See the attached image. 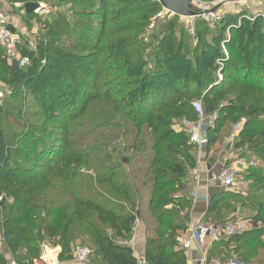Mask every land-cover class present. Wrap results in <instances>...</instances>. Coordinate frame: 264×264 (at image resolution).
<instances>
[{
	"label": "trees",
	"instance_id": "trees-1",
	"mask_svg": "<svg viewBox=\"0 0 264 264\" xmlns=\"http://www.w3.org/2000/svg\"><path fill=\"white\" fill-rule=\"evenodd\" d=\"M47 1L62 10L48 21L37 15L46 42H38L35 56L19 49L30 64L20 68L0 52V82L10 88L0 101V228L6 250L16 264H33L39 244L46 241L60 247L59 260H67L72 256V225L83 221L94 244L90 256L99 258L96 264H138L132 249L120 243L130 238L139 214L138 190L127 173H118L129 158L115 156V147L109 153V144L100 142L87 148L102 155L95 165L87 154L70 149L75 120L99 101L129 122L133 146L137 141L151 153V178L143 183L152 219L145 258L149 264H185L179 233L187 230L190 201L178 192L186 169L196 161L194 147L185 133L173 129V120L195 118L191 103L201 99L205 112L218 116L219 128L241 122L235 148L264 164V18H244L231 29L225 58L220 45L235 17H224L213 27L196 18L195 43L190 45L177 15L157 22L146 36L161 10L155 0ZM219 58L223 79L217 82ZM213 129H208L209 144L216 136ZM143 133L146 142L138 140ZM82 168L93 175L83 174ZM245 177L254 183L250 193H214L207 211L211 221L237 208L254 212L260 227L225 243L238 244L237 258L249 264L264 251V170L249 169ZM101 185L112 200L97 193ZM91 212L95 221H87ZM0 264H7L1 251Z\"/></svg>",
	"mask_w": 264,
	"mask_h": 264
},
{
	"label": "rangeland",
	"instance_id": "rangeland-1",
	"mask_svg": "<svg viewBox=\"0 0 264 264\" xmlns=\"http://www.w3.org/2000/svg\"><path fill=\"white\" fill-rule=\"evenodd\" d=\"M194 1L213 4L221 0H194ZM24 4L25 3L20 2L21 9L24 8ZM39 6L40 8L38 9V12L34 11L36 16L35 15H34L35 17L27 16V18L22 19V24L25 27V31L30 30V32L28 31L30 35L32 36H35V34L39 35L40 41L44 40L46 42V37L43 35L44 32L42 33L43 23H41L39 19L36 17L38 15L41 21L51 20L52 19L51 16L53 15L55 16L56 11H61L62 8L58 7L56 3H53L47 0H41V2L39 3ZM250 11L252 10H249L247 13H249ZM224 17H235V19H233L234 21L230 22V24L227 25L226 29L224 30V34L227 33V30H229V34H230L231 29L238 27L242 22V19L240 20V22L237 21L239 17L237 14H227V15H224ZM166 18L168 17H165L162 20H158L157 22L158 23L161 22V24H163L164 21H166ZM219 21H217L216 23H218ZM205 23L209 25L210 27H213L216 24L214 23L213 25H210L207 22ZM180 24L185 28V25L183 23H180ZM246 24H244L245 30L247 28ZM260 28H262L261 25H260ZM153 30H155V27L153 28ZM153 30L149 29V31L146 33V36L149 37L154 32ZM245 30H243L244 33H245ZM243 32H241L242 34H240L239 36V41H241V39L244 37ZM174 35L177 36V32ZM188 35L190 37L189 44L190 45L194 44L195 43L194 34L192 36H190V34ZM20 39L23 41L24 36L23 38L22 36H20ZM24 43L26 44V41ZM29 52L35 53L33 55L35 56L37 50L29 51ZM7 89L10 90L9 86L7 84H4L3 82H0V91L4 92ZM6 96L7 95H5V97ZM32 108H36V106L32 105ZM217 117L218 116L214 115V117H212L213 119H210L212 121V124L210 127L214 128L213 130L216 132V136L214 137L213 142L208 144L207 146L208 151L219 146L224 141L223 139L227 138V136L230 133L229 131L231 128L235 126L236 129L239 130L242 127V125L240 124L241 122L237 124H233L232 126H230L227 122H225V125L219 128ZM182 119H187V118L185 117L176 118L173 120V125H176ZM75 122H77V127L75 128V135L70 136V141H71L70 149L78 153L87 154L90 157V159L93 160V164L95 165H96V160H98V158L100 159L102 155L98 153H94L92 149L87 151V148L92 147L94 144H97L100 142L109 144V148L107 147L108 152L110 148L115 147L116 148L115 156L129 158L126 164L121 166V169L118 173H121V172L127 173L128 180L130 182L131 187L133 189L138 190L136 193L137 198L135 199H137L136 202L138 203L139 212H136V213H139L141 215L142 217L141 221L142 223H144V225L147 228L150 225L152 219L149 217L148 209H147L148 187L143 186V183L146 182L147 179L151 178V173H150L151 153L150 151H148L145 148L144 149L139 148L137 141L134 143V146H133L134 134L131 132V129L129 128L130 127L129 122L126 121L124 118L118 117L117 114L115 115L110 105L103 104L102 102L96 101L90 104V107L87 109V111L84 114H82L80 117H78L75 120ZM173 129H175L176 131H179L178 129L174 128V126H173ZM72 133H73V130H72ZM237 138H238V134L235 135L233 142H235ZM138 140H141V141L143 140V142H146L147 137L143 133V135H141L138 138ZM131 147L133 149H131ZM199 150L201 149L194 148L193 150L194 155ZM231 152H232V155L229 156V160L225 161L223 158H221L220 160H222L223 162H229V163L235 164V167H236L235 178H236V181L238 182V187L241 189V191L240 190H234V191L241 192L242 194H248L253 190L254 183H253V180L247 179L245 177L246 173L249 171V169H263L264 170V164L260 160V158H257L253 154L247 151L245 152L242 149H234ZM92 169L94 168L92 167ZM189 169L190 167H188L186 171H188ZM81 172L83 174L93 175V171L87 172L84 170V168H82ZM117 177L119 178L120 174H118ZM185 181L186 180L184 178L182 182L180 183V189H179L178 194L186 198L187 193L185 192L184 187H183V183ZM97 187H98L97 189L98 194L100 193L104 194L103 195L104 198L112 200L110 196V192L106 188V186L101 185ZM104 190H106L108 193ZM10 200L11 199L9 198L8 201ZM237 202L238 203H236V205L238 206L239 200H237ZM240 211L242 214L253 218L254 212L251 209L245 207V208H241ZM182 213L179 215H183ZM221 219L220 218L216 219V221H221ZM87 221H95V214L93 212L88 214ZM205 222H208V221H205ZM72 231H73V234H72L73 239H72L71 247L73 249L76 247H81V246L88 247L90 250H92V254H93L94 244L90 238V230L87 228L86 223L83 221H76L72 225ZM262 238L264 239V236ZM44 242L46 243V241H43V243ZM5 244H6L5 240L3 236H1L0 237V250L5 249ZM237 245L238 244L236 243L230 244V246L226 249V251L223 252V255L221 256L218 255V258L211 259L209 263H212V264L221 263V262L226 261L231 255H236V253L234 252V249ZM53 246H58V245H53ZM96 261L97 263H99V258L98 257L95 258L94 255H91L89 257L88 264H96ZM254 263H257V264L264 263V251L260 252V254L256 256L255 258L250 259L249 264H254Z\"/></svg>",
	"mask_w": 264,
	"mask_h": 264
},
{
	"label": "built area",
	"instance_id": "built-area-1",
	"mask_svg": "<svg viewBox=\"0 0 264 264\" xmlns=\"http://www.w3.org/2000/svg\"><path fill=\"white\" fill-rule=\"evenodd\" d=\"M157 1V0H155ZM192 10L195 11L194 16H178L181 23L185 25V28L192 36L194 34V21L199 18L210 25H213L217 21L223 19L224 15L237 14L238 22L241 19L253 20L255 17L260 16L264 18V0H221L219 2L208 4L204 2L191 1ZM231 5V6H230ZM249 10V13H247ZM35 11L38 12V9ZM21 14L26 15L23 9ZM174 15L172 12L161 7V10L152 18L149 24V29H153L158 20H162L165 17ZM12 17L7 13H0V51L10 59L16 60L18 67L23 68L30 64V57L19 54V44L23 45V41L18 38L12 32ZM230 29V27H229ZM230 38L229 30L225 34V39L221 41V49L225 58H228V51L225 47V42ZM40 41V36H34L32 44L24 46L29 51H34L37 48V44ZM44 63V60L41 61ZM218 70L216 71L217 82L223 79L222 66L223 59H217ZM5 91H0V101L5 97ZM195 110L196 117L193 119H182L179 123L174 125V128L186 134L188 143L195 149H202L209 144L208 129L212 124L211 118L207 116L204 107L201 103V99L194 100L191 103ZM236 130V127H233ZM230 140H234V136L231 135ZM236 167L234 163H221L217 168H208L206 170L205 179L208 182H215L220 188L240 190L238 182L235 178ZM188 180L193 185H198L202 179L198 169V165L190 167L187 171ZM193 199H208L206 195H198L194 191L190 193ZM3 199V194L0 192V204ZM138 218L134 223L133 228L137 225ZM259 223L251 217H238L237 213L230 214L221 222H205L198 221L192 223L187 232L184 233L181 239L180 247L184 250H189L192 247H201L210 245L214 242L221 240H227L230 237L244 233L253 228H257ZM133 232V229H132ZM122 245L128 246L132 249L135 248V241L131 236L129 239L120 242ZM60 248L53 246L49 243L39 244V256L34 260L33 264H88L91 250L88 247H76L72 249V256L67 260H59L58 253ZM138 264H149L144 255L136 257ZM205 253H201L199 261L203 264H207ZM10 264H16L12 261ZM212 264V263H209ZM220 264V263H215ZM224 264H245L241 262L236 255H231ZM257 264V263H254Z\"/></svg>",
	"mask_w": 264,
	"mask_h": 264
},
{
	"label": "crops",
	"instance_id": "crops-1",
	"mask_svg": "<svg viewBox=\"0 0 264 264\" xmlns=\"http://www.w3.org/2000/svg\"><path fill=\"white\" fill-rule=\"evenodd\" d=\"M16 11V12H14ZM21 11V6H20V2H16V3H11L9 0H0V13H7L12 17V32L18 37L20 38V36H24L23 41H26V44L24 43L23 45L19 44V46L24 47L27 44H32L34 36L30 35V33H28V31L30 32V30H26L25 31V27L22 24V19L27 18L28 15H23L20 13ZM27 14V13H26ZM35 44V43H34ZM20 49V47H19ZM2 54L3 52L0 51ZM20 54V53H19ZM4 55V54H3ZM5 56V55H4ZM6 60H8V63L12 62V61H16L10 58H7L5 56ZM5 95H9L10 94V90L7 89L5 90ZM207 116H209V114H207ZM211 119H213L211 116H209ZM235 131V132H234ZM239 130H234L233 128L230 129V133L227 136V138L223 139L224 141L217 147H215L214 149L211 150H207V147L202 148L201 150H199L197 153H195V165H198V169L201 175V179L202 181L198 184V185H193L189 180H188V176H187V172L185 174V182L183 183V187L185 192L187 193L186 198L189 199L190 201V206L188 207V209L186 210L188 213V221H187V229L188 227L195 222L198 221H208V222H219V221H211V213H208V201H209V197L214 194L217 193L219 191L222 190H229V191H234L232 189H225V188H220L218 186V184H216L215 182H208L205 179V175H206V170L208 168H217L223 161L220 160L221 158H223L225 161L229 160V156L232 155V152L235 148V142H232V140H230L231 135L234 136L238 134ZM236 133V134H235ZM234 141V140H233ZM228 154V155H227ZM224 163H229V162H224ZM191 191L197 193L198 195H206L208 197V199H193L190 196ZM236 192V191H235ZM169 207V206H168ZM241 209H235L233 213H237L238 217H249L246 216L244 214L241 213L240 211ZM182 213V212H181ZM229 216V215H228ZM227 216H225L223 219H225ZM138 223L137 225L133 228V232L131 234V236L133 237L134 241H135V248L133 250V255L135 256V258L139 255H144L145 254V247H146V237L148 235L147 232V228L144 225V223H142L141 219V215L138 214L137 215ZM252 218V217H251ZM150 232V231H149ZM185 232L179 233V246L181 243V239L182 236L184 235ZM3 236V230L2 228H0V237ZM130 236V237H131ZM226 240H221L219 242H214L210 245H205V246H199V247H192L189 250H184L185 251V255H186V263L185 264H203L199 261V258L201 256V253H205L206 255V261L207 264H209V261L211 259H215L218 258V255H223V252L226 251V249L228 248V246H225ZM59 247V246H58ZM60 248V247H59ZM2 252V255H4L7 264H10L12 261H14L11 258V255L9 254V252L5 249H1L0 250ZM224 262H221L220 264H224Z\"/></svg>",
	"mask_w": 264,
	"mask_h": 264
},
{
	"label": "water",
	"instance_id": "water-1",
	"mask_svg": "<svg viewBox=\"0 0 264 264\" xmlns=\"http://www.w3.org/2000/svg\"><path fill=\"white\" fill-rule=\"evenodd\" d=\"M192 0H157L161 7L167 9L177 16H194L195 11L192 10ZM38 3L27 2L24 4V10L26 13H31L36 9H39Z\"/></svg>",
	"mask_w": 264,
	"mask_h": 264
}]
</instances>
